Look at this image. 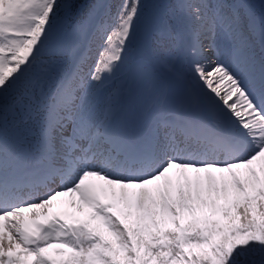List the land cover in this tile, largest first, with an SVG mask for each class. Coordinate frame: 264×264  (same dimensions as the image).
I'll use <instances>...</instances> for the list:
<instances>
[{"label": "snow or ice", "instance_id": "snow-or-ice-1", "mask_svg": "<svg viewBox=\"0 0 264 264\" xmlns=\"http://www.w3.org/2000/svg\"><path fill=\"white\" fill-rule=\"evenodd\" d=\"M0 264H264V0H0Z\"/></svg>", "mask_w": 264, "mask_h": 264}]
</instances>
